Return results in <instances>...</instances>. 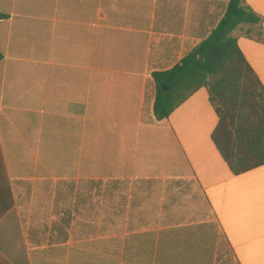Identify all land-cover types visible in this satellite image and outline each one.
Returning a JSON list of instances; mask_svg holds the SVG:
<instances>
[{
	"label": "crops",
	"instance_id": "crops-1",
	"mask_svg": "<svg viewBox=\"0 0 264 264\" xmlns=\"http://www.w3.org/2000/svg\"><path fill=\"white\" fill-rule=\"evenodd\" d=\"M230 0H0V253L11 264H264V166L235 175L206 89L153 75ZM259 19L232 33L264 86Z\"/></svg>",
	"mask_w": 264,
	"mask_h": 264
},
{
	"label": "trees",
	"instance_id": "trees-1",
	"mask_svg": "<svg viewBox=\"0 0 264 264\" xmlns=\"http://www.w3.org/2000/svg\"><path fill=\"white\" fill-rule=\"evenodd\" d=\"M258 22L243 0H230L225 17L205 41L175 68L153 75L158 121L199 90L208 91L219 117L213 141L235 175L264 166V86L232 36L239 25ZM0 264L11 263L0 253Z\"/></svg>",
	"mask_w": 264,
	"mask_h": 264
},
{
	"label": "water",
	"instance_id": "water-1",
	"mask_svg": "<svg viewBox=\"0 0 264 264\" xmlns=\"http://www.w3.org/2000/svg\"><path fill=\"white\" fill-rule=\"evenodd\" d=\"M162 89L164 92H166L168 90V88H166L164 85L162 86Z\"/></svg>",
	"mask_w": 264,
	"mask_h": 264
}]
</instances>
